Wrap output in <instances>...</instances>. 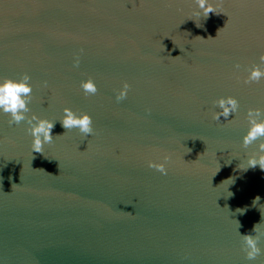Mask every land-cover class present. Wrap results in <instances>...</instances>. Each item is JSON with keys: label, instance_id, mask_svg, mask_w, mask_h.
<instances>
[{"label": "water", "instance_id": "obj_1", "mask_svg": "<svg viewBox=\"0 0 264 264\" xmlns=\"http://www.w3.org/2000/svg\"><path fill=\"white\" fill-rule=\"evenodd\" d=\"M209 3L220 14L197 17L196 0H0V80L28 73L27 115L56 121L33 153L27 120L0 111V264H264L240 235L264 233V171L238 167L260 142L243 146L264 80L243 81L264 53V0ZM228 96L239 111L214 120ZM65 107L94 132L63 128ZM166 155V175L149 167Z\"/></svg>", "mask_w": 264, "mask_h": 264}, {"label": "clouds", "instance_id": "obj_2", "mask_svg": "<svg viewBox=\"0 0 264 264\" xmlns=\"http://www.w3.org/2000/svg\"><path fill=\"white\" fill-rule=\"evenodd\" d=\"M196 4L199 8V10L195 12L197 17L203 16L204 18H207L211 13L220 14V12H217L216 10L217 6L209 3V0H196ZM197 26H199V24H197ZM220 30H218V34ZM79 63L80 60L77 58L75 60V65L78 67ZM262 65H264V53L259 56V64L255 65L251 69L250 74L243 82L245 84H251L253 82L259 83L261 80H264V67H261ZM236 67L239 68V65H236ZM30 80L31 76L28 73H24L20 79L4 78L3 80H0V111L9 115L10 118L8 120V124L10 126L19 125L21 122L27 120L30 125L28 131L33 137L32 151L33 153L43 154L44 145L46 143L50 144L53 141V129L56 121L42 119L35 114L31 117L27 115V113L31 111L29 103L32 100L33 92ZM80 87L83 90L85 97L93 96L98 92L97 84L92 77L81 81ZM130 88L131 85L125 82L123 84V88L119 90L116 96L117 101L126 99ZM215 103L221 109V111L215 112L213 115V119L217 121L221 120V118L229 121L228 118L237 113L240 108L239 101L234 96H228L226 98L221 97ZM63 111L64 115L60 120L63 128L66 130L76 128L86 137L90 136L94 132L93 118L91 115L88 113L78 115L69 107H65ZM247 120L249 122V129L247 134L243 137V146L247 148L257 141L260 142L258 144V151L249 156L247 160V167H242L241 165L238 167L246 171L249 168L255 169L258 166L261 171H264V108H249ZM190 151L191 149H189V152ZM170 160L171 156L166 155L164 156L165 163H155L154 161H150L149 167L166 175L168 173L166 163ZM260 199L261 198L257 196L253 201V205L259 202ZM237 211L241 210L238 209ZM260 223L255 224L248 234L240 233L246 259L249 261L256 260L262 253H264V249L259 246L260 240L262 236H264V233L257 231Z\"/></svg>", "mask_w": 264, "mask_h": 264}]
</instances>
